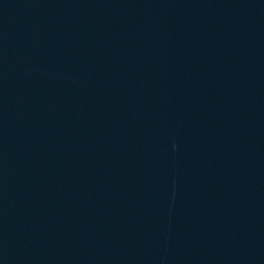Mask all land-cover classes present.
<instances>
[{
	"label": "water",
	"instance_id": "1",
	"mask_svg": "<svg viewBox=\"0 0 264 264\" xmlns=\"http://www.w3.org/2000/svg\"><path fill=\"white\" fill-rule=\"evenodd\" d=\"M0 264H264V0H0Z\"/></svg>",
	"mask_w": 264,
	"mask_h": 264
}]
</instances>
